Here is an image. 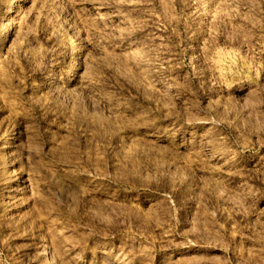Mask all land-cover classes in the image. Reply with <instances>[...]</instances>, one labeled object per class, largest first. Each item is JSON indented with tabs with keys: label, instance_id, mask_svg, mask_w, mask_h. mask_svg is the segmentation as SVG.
<instances>
[{
	"label": "rangeland",
	"instance_id": "rangeland-1",
	"mask_svg": "<svg viewBox=\"0 0 264 264\" xmlns=\"http://www.w3.org/2000/svg\"><path fill=\"white\" fill-rule=\"evenodd\" d=\"M5 139L0 264H264V0H0Z\"/></svg>",
	"mask_w": 264,
	"mask_h": 264
},
{
	"label": "bare ground",
	"instance_id": "bare-ground-1",
	"mask_svg": "<svg viewBox=\"0 0 264 264\" xmlns=\"http://www.w3.org/2000/svg\"><path fill=\"white\" fill-rule=\"evenodd\" d=\"M70 45L73 47V49L77 48L76 40L74 37L70 38ZM133 51H136L134 49ZM56 74V69L51 68L48 71V77H54ZM74 78V74L72 71H70L67 74V80L71 81ZM10 149V142L8 140H4L0 145V152L1 154H6ZM13 173L16 176H19V169L17 167L13 168ZM41 264H62L60 260V256H58L57 252L50 248V246H47L43 252V259L41 260Z\"/></svg>",
	"mask_w": 264,
	"mask_h": 264
}]
</instances>
